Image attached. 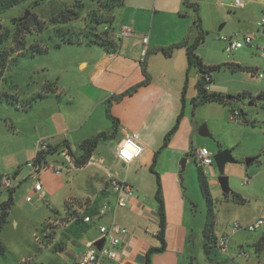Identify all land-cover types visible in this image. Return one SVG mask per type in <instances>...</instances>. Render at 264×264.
Returning a JSON list of instances; mask_svg holds the SVG:
<instances>
[{"label":"rangeland","instance_id":"rangeland-1","mask_svg":"<svg viewBox=\"0 0 264 264\" xmlns=\"http://www.w3.org/2000/svg\"><path fill=\"white\" fill-rule=\"evenodd\" d=\"M34 1L38 2L37 6L34 5ZM173 1L170 0V4L173 5ZM189 1L198 5L199 15L204 24L202 25L204 40L197 48V55L204 64L220 66L211 72L212 82L208 84V90L220 93L225 98L228 95L237 96V99L229 100L227 104L212 101L196 105L193 99L197 96L196 84L199 73L195 68L189 70L187 81L184 80L183 84V87L186 84L184 112L182 103V116L178 123L175 120L172 126L177 124V129L170 134L168 146L160 149L153 169L160 181V198L164 214L171 220L172 239L168 248L178 249L184 245L189 254L195 257V260L191 261L190 255L188 257L184 255V264H210L204 252L207 205L197 179L198 162L192 152L201 147H206L212 154L229 149L236 160L235 163L225 165L224 173L229 181V194H224L221 189L215 163L202 165L213 201L214 235L217 239L224 234H230L231 226L234 224L245 226L260 217L264 218V59L259 53V48L264 47V28L257 25L264 13L262 2L259 0H244L245 7L240 9L233 7L234 0ZM77 4L83 5L79 12L80 18L64 25L63 29L69 28L70 25L79 28L86 23L82 20L86 12L94 7L92 1L24 0L18 5L11 6L0 16L2 25L9 32L5 48L15 51L11 54L12 57H17V61L10 64L0 77V91L15 93L19 99H25L27 102L32 95L43 92L44 84H49L51 89L44 88V92L49 95L48 100L53 98L63 106L61 107L63 114L57 118L60 124L66 120L80 122L85 113L83 108L89 104L84 103L82 96L76 97L72 103L68 102L67 95L55 94V86L57 83L64 84L71 75L75 79L85 80L86 71L78 67V61L80 59L90 61L96 57L98 51L89 49L88 46L100 48L97 45L86 44L62 43L59 47L56 45L60 42V36L49 23L50 17L62 9L73 8ZM26 10L30 11L28 17L35 14L37 20L45 26L40 33L31 25L30 33L17 32L19 19L24 16ZM113 10L124 11L126 18L130 19L129 7L120 5ZM187 11V19L191 20L194 16L193 10L184 7V12ZM143 14L137 13L140 17ZM151 23V18L148 23L143 19L140 22L146 25L144 28L147 31L151 29ZM172 24L174 23L169 20V15L156 13L153 29L156 32L164 31L172 27ZM117 25V22H111L109 25L111 31L117 28ZM106 26L100 25V28ZM231 34H237L239 39L249 36L253 43L227 55L223 50L224 42L220 40V36ZM15 37L25 44V48L19 49L21 45L15 42ZM120 38L122 37H112L118 45ZM32 46H45L46 50L39 51ZM158 52L160 51H143L140 63L145 60L154 90L161 87L171 89L169 80L163 79L162 70L173 57ZM238 65L246 70L238 69L236 67ZM254 73L262 74L263 78H258ZM77 90L76 83L69 93L75 97ZM143 92L145 91H141L140 97H135L136 102L141 101ZM238 94L244 96L238 97ZM261 95L263 98L257 99ZM181 98L180 96V100ZM48 102L43 105L46 106ZM234 109L240 113L238 122L230 120ZM98 111L101 114L104 112L105 119L112 126V121L105 113V107L99 106ZM25 112V109H19L14 105L0 103V119H3L0 121V173L12 176L18 170L15 178L11 179L13 182L11 187L15 188L13 204L7 222L0 232V244L4 248V253L0 254V264L69 263L67 254L72 250L77 252L86 240V235L75 237L63 229L64 218L70 210L76 209V205L68 203L67 200L96 197L97 187L90 177L92 174L95 175L97 170L93 165L75 170L72 172L73 181L67 179L66 171L60 176L50 169L44 171L39 176V182L47 192V197L39 201L31 191V185L35 180L31 178L33 157L28 151L33 148V139L35 133L40 132V127L36 126L35 111ZM122 114L123 121H130L133 117L136 120L140 119L144 112L134 103L127 110H123ZM113 116L119 120L117 116ZM16 117L21 119H15ZM15 124L19 125L18 131L12 128ZM203 125H206L210 137L200 135L199 129ZM114 137L99 141L93 152L94 164L98 158L114 161L111 155V141ZM177 150H182L180 156ZM45 158L54 166L66 165L60 152L47 154ZM248 158L254 160L246 164ZM151 164L152 162L142 161L125 166L121 170L126 181L134 187L141 199L147 203L157 204L155 198L158 188L157 177L151 172ZM174 169L177 171L174 172ZM236 195L244 199V202H238ZM8 197L9 190L0 189V204L7 201ZM27 197L30 199L27 200ZM79 211L83 214L82 210ZM262 229L264 224L255 231L242 229L232 235L231 245L235 248L242 244L247 253L241 264H264V247L260 250L255 247L263 240L260 239ZM47 234H51L52 238ZM55 244L63 245L60 252L54 251Z\"/></svg>","mask_w":264,"mask_h":264},{"label":"crops","instance_id":"crops-1","mask_svg":"<svg viewBox=\"0 0 264 264\" xmlns=\"http://www.w3.org/2000/svg\"><path fill=\"white\" fill-rule=\"evenodd\" d=\"M259 1H261L263 5L264 0ZM122 5L131 9L130 19L126 18V13L124 11L120 12L119 10H112L113 12H111V14L113 16V21L117 22L118 25L117 28L112 29L113 31L111 35L112 37L118 38V35L124 27L130 28L132 30V35L120 36L122 38L119 40V49L114 54H109L101 48H96V46L95 48L88 46L89 49H96L98 52L96 57L90 61L85 59H80L78 61V67L81 68L82 71H86L84 77L85 80L82 81L75 79L74 76L72 77L71 75L67 78V80H65L64 84L59 85V83H57L54 88L55 94L67 95L68 102L70 103H72L76 97L82 96L84 103L89 104L87 106L85 105L83 108L85 113L81 117L80 122L73 123L72 120H66L60 124L59 121H57V118H60L59 115L63 114L61 111V107L63 106H61L59 102L53 98L52 100H48L50 99L49 95L44 92V89L42 93L46 94L45 99L40 100V102H36L26 110L25 113L35 111L34 113L37 117L35 118L36 126L40 127V132L35 133L33 148L28 151V154L32 156L33 159L38 151V144L42 140L50 146H56L66 142L65 144H67L76 155H79L78 145L82 141L89 139L100 132H109L111 130L112 126L110 122L105 119L104 112L101 114L100 111H98V108L101 105L105 107V101L111 95L120 94L138 84L143 79L140 61L142 59V53L145 45L143 44L142 36L148 37V43L146 45L147 52L155 51L158 48H167L170 45L182 42L185 39H187L188 42H192L196 37V31L191 29L194 16H192L191 20L187 19L188 11L187 13L184 12V7H187L184 4V0H174L173 5L170 4V0H123ZM244 7L245 2L242 8ZM139 12H143L144 14L140 17L137 15ZM156 13L162 14L163 16L169 15V20L174 23L172 24L173 26L166 28L164 31L157 30L156 32L153 29V22L155 20ZM150 18L152 20V26L151 29L147 31V29L144 28L146 25H142L140 22L143 19L148 23ZM201 21L202 25H204L203 19ZM172 57L173 59L171 62L169 64H165L162 70V75L164 76L163 79L169 80L170 85H172L171 89L161 87L154 90L152 88L153 84L150 83L145 86V88H139L132 95L123 98L117 104L113 103L111 106L112 114L119 118V127L114 139L111 141V155L114 161L109 162L110 159L105 161L103 158H98V161L94 164V155H92L90 161L81 168H85L90 165H93L96 168L97 173H95V175L92 174L90 179L97 187L98 194L96 197L89 196L83 200L71 198L67 200L68 203L75 204V207L77 208L79 207L83 211L84 215H90L88 212L94 211V214L91 215L94 216L98 212V209L102 206H106V213L100 220L89 224L88 230L84 233L86 235V240L83 241V245L77 252L73 250L69 251L67 254L69 256V263L64 262L65 264H76L79 257L86 250V245L90 242L95 243L98 241L100 237L98 231L99 225H110L112 223L126 228L127 234L123 237V244L119 250L118 258L115 260L102 259L100 264H144L146 252L151 248H159L161 246H164L165 249L161 252H155L152 255V264H184V255H187V257L190 255L191 261L195 260V257L189 254L188 249L184 245H181L178 249L168 248L172 239L170 235L171 220L168 219L166 215L164 245H162L156 238L159 226V212L157 204L147 203L144 199H141L138 196L136 190L134 189L135 196L130 200V202L125 207H118L116 206L115 193L107 183V178L110 174L117 180L124 181L129 184L126 181V177L124 176V172L121 168L134 163H141L142 161L151 163L155 152L161 149L165 135L173 128L172 126L178 116H182L186 104L185 98L183 101L180 100L181 90L183 88L185 74L187 71L185 49H175L170 58ZM191 70L192 68L190 71ZM190 71L188 73H190ZM152 72L154 75V71ZM79 77L82 78V76ZM76 83L78 84V90L76 91L77 94L74 97L69 92H71L72 87L76 85ZM141 91L145 92L141 94L142 99L138 103L136 102L135 97H140ZM26 97H28V95ZM19 98L20 97H18V99ZM259 98H261V96H259ZM44 101H49L45 104L46 106L43 105V103H45ZM134 103L137 104L140 109H143V116L137 120L133 117L130 121H123V110H127L131 104ZM182 103L183 112L181 111ZM15 119L20 120L21 118L16 117ZM2 120L3 119H0V121ZM12 122L14 123L13 119ZM18 126L19 125L17 124L13 125V130L15 129V131H18ZM131 134H136L138 141L144 148V151L135 161L124 164L123 167V163L116 157V150L120 146L122 140L127 135ZM167 146L168 141L164 148ZM182 150H177L179 156L181 155ZM195 151L193 152L194 156ZM59 152L63 156L66 165L63 166L60 174H56L54 171L53 172L57 176H60L64 171H66V173H68L67 179L69 181H73L74 176L72 172L81 168H76L74 166L73 159L67 155V149L64 146H62ZM67 156L72 162L67 159ZM45 159V161H47L45 162L46 164L54 166L51 163H48L47 158ZM55 167L62 166L57 165ZM176 171L177 170L174 169V172ZM43 172H41L39 176ZM4 174L6 173H0V175ZM34 184L35 181L31 185L32 193L37 196L39 201L44 200L47 197V192L44 190L43 186L40 191H34ZM74 212V209L70 210L68 215L64 218L63 229H65L71 222L69 214ZM81 214L82 213L79 211L80 216ZM234 233H230L228 253L218 252L216 262H212L210 264L243 263L242 259L247 257V253L244 251L242 244H239L235 248L231 245V239ZM84 234H82V236ZM263 236L264 229L261 230L260 239H262ZM260 243L264 244V242L261 241Z\"/></svg>","mask_w":264,"mask_h":264},{"label":"trees","instance_id":"trees-1","mask_svg":"<svg viewBox=\"0 0 264 264\" xmlns=\"http://www.w3.org/2000/svg\"><path fill=\"white\" fill-rule=\"evenodd\" d=\"M24 0H0V16L2 13H4L8 8L11 6L18 5L20 2ZM92 1V4L94 7L86 12L85 17L82 19L86 21L83 27H75L70 25V27L63 29V26L68 24L69 22H72L73 20H77L80 18V10L83 8L82 4H77L73 8H65L59 11L54 16H51L49 19V23L53 25V29L60 36V42L56 45L59 47L60 44H86V45H97L101 49H103L105 52L109 54H114L118 51L119 45L112 39V31L111 27L109 25L111 22H113V16L110 12L112 10L120 5H122L123 0H89ZM184 4L193 9L194 12V20L193 25L191 29H194L196 31V37L192 42H188L187 39H185L182 42L175 43L173 45H170L167 48H158L155 51H160L165 56L170 57L175 49L178 48H184L185 49V55H186V61H187V71H186V81L188 77V72L191 68H195L199 73V80L196 84L197 88V96L193 101L195 104H205L208 102H218L222 104H227L230 101L225 98V96L221 95L220 93L216 92H209L207 89L208 84L212 82L211 78V72L214 70H217L220 68L219 65L211 66L206 65L202 61V59L197 55V48L199 44L204 40V31L202 28V21L201 17L199 15V9L198 5L195 3H191L189 0H184ZM34 5L37 6L38 2L34 1ZM76 8V9H75ZM17 27V32H26L30 33L31 30L29 28V25L33 26V29L37 31V33H40L43 29H45V26H43L40 21L37 20V17L35 14H32L30 17L19 21ZM100 25H107L105 28H100ZM9 37L8 30L5 29V27L2 25L0 20V77L2 76L4 70L10 66V64H14L17 61V57H12L11 52L12 50H9L5 48V43L7 42ZM15 42L18 45H21L19 49L25 48V44L15 37ZM34 47V48H33ZM33 49H37L39 51H45V46H32ZM20 51V50H19ZM22 53V52H21ZM148 54V53H147ZM146 54V55H147ZM22 55V54H17ZM141 65V72L143 75V79L136 85L132 86L131 88L127 89L126 91L120 93V94H113L111 95L106 101H105V113L107 117L110 118L112 121V127L109 132H100L96 134L95 136L86 139L82 141L78 145V152L79 155H76L67 144L66 142L56 145V146H50L48 145L47 150L45 151H37L35 154V157L32 161V164L34 166H38L41 163H45V157L47 154L59 152L64 146L67 149V155H69L73 159V164L76 168H81L85 166L91 159L93 152L95 148L97 147L98 143L102 139H110L113 138L114 135L117 132V129L119 127V120L114 117L111 114V106L113 103L121 101L125 96H130L134 92H136L140 87L146 86L150 83L151 77L146 69L145 60L140 63ZM238 69L246 70V68L241 66H236ZM51 89L49 87V84H44V88ZM185 88L186 84L184 85L182 89L181 94V100H184L185 95ZM244 96V94H238V97ZM46 94L42 92H38L31 96L29 100L24 101L25 99L19 100L15 93L9 92V91H0V103H8L11 105H14L18 107L19 109H29L32 105H34L36 102L45 99ZM263 98V96L261 95ZM180 115L178 116L179 119ZM177 119V122H178ZM177 128V124L173 127L172 131L166 135L164 138L163 145L161 147L164 148L166 146V143L170 137V134ZM160 150L155 152L152 164H151V172L154 173L157 177V191H156V201L158 206V212H159V226L158 231L156 233V238L160 241L162 245H164V232H165V214H164V207L162 200L160 198V181L158 174L154 171L153 166L156 162V158ZM193 154V152H192ZM197 162V161H196ZM18 170L15 171V173L11 175H0V184L1 180L4 176L9 177L10 179H14L17 175ZM197 179L199 182L201 193L206 201L207 205V219L205 223L204 228V252L207 257V259L212 263L216 262L218 251L216 247L217 243V237L214 235V213H213V201L212 197L209 191L208 182L205 176V173L203 172L202 165L197 163ZM9 190V197L7 201H4L0 204V232L2 231L4 225L7 222V217L9 214V210L13 204V192L15 190L14 187L7 188ZM238 202H244V199H242L240 196H237ZM90 215L94 214V211L88 212ZM84 216V215H83ZM83 216H80L79 214L72 213L69 214V217L71 218V222L67 225L65 228L66 233H69L75 237H80L82 234H84L88 228L89 224L84 222ZM50 238H52L51 234H47ZM257 250H260L262 247H264V244H261L258 242L255 245ZM54 251H60L62 249L61 244H55L53 246ZM164 246H161L159 248H151L149 249L145 254V262L144 264H152L151 263V257L155 252H161L164 251ZM4 253V248L0 244V254Z\"/></svg>","mask_w":264,"mask_h":264},{"label":"built area","instance_id":"built-area-1","mask_svg":"<svg viewBox=\"0 0 264 264\" xmlns=\"http://www.w3.org/2000/svg\"><path fill=\"white\" fill-rule=\"evenodd\" d=\"M244 6V0H234V7L242 8ZM263 13H264V2H263ZM257 25L261 28H264V16L257 23ZM122 35H132V30L130 28H122L118 37ZM143 44L145 45L143 51H146V45L148 43V37L142 36ZM220 40L224 42L223 50L227 55L232 54L234 51L242 48L244 45L252 44V38L249 36H244L243 39H239L237 34H231L229 36L221 35ZM259 52L264 59V47L259 48ZM258 78H263L262 74H255ZM239 111L232 110L230 118L234 122L239 121ZM48 144L42 140L38 144V151L47 150ZM144 148L141 143L138 141L136 134L127 135L121 142L120 146L116 150V157L123 164H128L135 161L138 157L143 153ZM67 159L71 161V159L67 156ZM195 160L200 165H211L213 163V154L206 147H201L195 151ZM52 170L56 174H60L62 172L63 167H55L48 165L46 163H41L38 166H34L32 164V174L31 177L35 180V184L33 187L34 191H40L42 188L41 183L39 182V174L46 170ZM107 183L109 187L113 190L116 197V206L125 207L130 200L135 196L134 188L127 184L124 181L117 180L110 174L107 178ZM12 184V180L4 176L1 180L0 189L2 188H10ZM30 197H27L29 200ZM79 207L74 209V213L79 214ZM106 213V206H102L98 209L96 215H84V222L90 224L92 222L100 220L103 215ZM264 224V218L260 217L252 223H249L245 226H241L239 224H234L231 226V232L234 233L239 230H248L255 231L258 227ZM98 231L100 237L98 240L103 239V243L101 247L98 249L94 243L90 242L86 245V250L79 257L76 264H100L102 259L115 260L118 258L119 250L123 244V237L127 234V229L121 227L117 224L110 225H99ZM229 237L230 234H224L220 238L217 239L216 247L218 252L220 253H228L229 251Z\"/></svg>","mask_w":264,"mask_h":264},{"label":"water","instance_id":"water-1","mask_svg":"<svg viewBox=\"0 0 264 264\" xmlns=\"http://www.w3.org/2000/svg\"><path fill=\"white\" fill-rule=\"evenodd\" d=\"M29 14H30V11L26 10V13L24 14L23 17H21L19 19V21L26 19ZM226 99L227 100L237 99V96L228 95V96H226ZM257 99H259V97ZM195 128H196V126L194 124V129ZM199 132H200L201 136H204V137H210L211 136L207 130L206 125H203L199 129ZM253 160H254V158H248L246 160V164H250ZM213 162L215 163L216 168L218 170V174H219L218 180H219L221 189H222L224 194H229V192H230L229 181H228V177L224 173L225 165L227 163H235L236 160L232 157L231 151L229 149H224V150L218 151L217 153L213 154ZM122 166L124 167V164H122ZM179 178H180V175H179ZM262 242H264V240ZM102 243H103V239H100V240L96 241L94 243V245L99 249L101 247Z\"/></svg>","mask_w":264,"mask_h":264},{"label":"flooded vegetation","instance_id":"flooded-vegetation-1","mask_svg":"<svg viewBox=\"0 0 264 264\" xmlns=\"http://www.w3.org/2000/svg\"><path fill=\"white\" fill-rule=\"evenodd\" d=\"M263 239H264V236H263Z\"/></svg>","mask_w":264,"mask_h":264}]
</instances>
